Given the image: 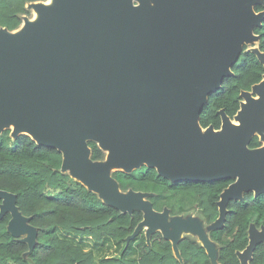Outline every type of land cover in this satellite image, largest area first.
I'll list each match as a JSON object with an SVG mask.
<instances>
[{
	"label": "water",
	"instance_id": "obj_1",
	"mask_svg": "<svg viewBox=\"0 0 264 264\" xmlns=\"http://www.w3.org/2000/svg\"><path fill=\"white\" fill-rule=\"evenodd\" d=\"M264 0H54L32 3L38 21L25 20L13 33L0 28V133L26 134L39 146L62 155L60 171L122 213L134 210L147 243L160 232L181 261L177 243L196 236L211 264L217 249L207 231L223 226L229 200L264 192V146L250 149L254 134L264 141V75L231 120L223 110L219 129L199 124L207 98L233 76L243 45L259 42L254 33ZM250 51L264 67V53ZM254 95V96H253ZM235 121L238 124H235ZM12 126V127H11ZM27 131V133H25ZM105 153L93 161L88 142ZM142 165L172 183H214L234 179L217 203L218 217L204 228L188 216L170 217L153 209L149 194L122 192L111 167L129 173ZM0 219L22 237L31 252L37 230L16 205V194L0 189ZM264 241L249 229L237 252L249 264Z\"/></svg>",
	"mask_w": 264,
	"mask_h": 264
},
{
	"label": "trees",
	"instance_id": "obj_2",
	"mask_svg": "<svg viewBox=\"0 0 264 264\" xmlns=\"http://www.w3.org/2000/svg\"><path fill=\"white\" fill-rule=\"evenodd\" d=\"M35 1L40 0H0V26L8 30L17 28L19 16L28 14L25 4ZM254 10L262 11L264 5H257ZM254 33L259 36L257 47L264 53V20L254 28ZM232 72L233 76L224 78L221 87L208 96L199 116L203 129L210 125L216 130L220 128L219 110L230 118L236 114L240 92L249 91L261 81L264 67L243 45ZM256 144V139H252L249 147ZM88 146L93 161L104 160L105 153L96 143L90 141ZM61 162L59 151L37 145L26 134L12 139L9 129L0 133V189L16 194L19 211L37 230L35 246L29 252L22 237L8 232L10 215L5 214L0 219V264H211L192 234H184L177 243L181 261L175 258L170 241L164 240L158 231L150 236L149 243L144 231H140L126 244V238L142 220V213H122L106 205L69 173H62ZM111 177L122 192L131 189L149 194L147 200L153 209L161 212L167 208L170 217L186 218L194 212V218L204 228L217 217L215 203L230 182L172 183L144 165L129 173L111 172ZM253 209L251 195L244 202L231 201L223 226L207 231L218 248L219 264H240L235 252L247 245ZM88 239L93 243H88ZM250 264H264L261 245L255 249Z\"/></svg>",
	"mask_w": 264,
	"mask_h": 264
},
{
	"label": "flooded vegetation",
	"instance_id": "obj_3",
	"mask_svg": "<svg viewBox=\"0 0 264 264\" xmlns=\"http://www.w3.org/2000/svg\"><path fill=\"white\" fill-rule=\"evenodd\" d=\"M40 1H43V0H40ZM37 1H35V2H27L26 4H25V9H26V11H28V13H29V10L31 9L30 7H29V5L30 4H32V3H36ZM45 5L46 6H53L54 5V0H51V2L49 3V0L45 3ZM36 13H39L38 11H36V10H34V16H35V14ZM25 15H27V14H23V15H20L19 17H20V23H19V25L17 26V28H15L14 30H16V29H18L19 28V26L21 25V23H22V19H23V16H25ZM34 19V17L32 18V20ZM24 24H25V22L22 24V26H21V28L24 26ZM0 28H3V29H5V30H7V31H9V32H12V31H14V30H8L6 27H3V26H0ZM20 28V29H21ZM19 29V30H20ZM18 30V31H19ZM251 91V88H250V90L248 91V92H250ZM242 92V91H241ZM240 92V93H241ZM254 96V95H253ZM241 97V96H240ZM243 101V99L241 98V101H240V103ZM239 108H240V104H239ZM239 110V109H238ZM237 113V112H236ZM229 117V116H228ZM234 117V116H233ZM233 117L232 118H230L231 120H233ZM220 121H221V119H220ZM235 124H238V122L237 121H235ZM220 125H221V122H220ZM252 139H256V142H257V144L254 146V147H249V144H250V142L252 141ZM264 146V141H263V139H262V135H259V134H254L252 137H251V140L249 141V143H248V148H250V149H254V148H260V147H263ZM224 180H230V182L221 190V192L219 193V196H218V200L216 201V207H217V217H218V206H217V203H218V201L220 200V195H221V193H222V191L225 189V188H227L231 183H233L234 182V179H224ZM220 181V180H219ZM206 183H208V182H206ZM213 185V184H212ZM247 195H251V198H253L254 199V209H253V214H252V221L249 223V225H248V227H247V239L249 240V229H250V227H254L255 228V230L256 231H258V232H261L262 231V229L264 228V192H262V193H260V194H258V195H255L254 194V192L253 191H246V192H243L242 193V199H240V200H235V199H231V200H229L228 201V203H227V205H226V210H227V212H226V216H227V213H228V204L231 202V201H238V202H244V199L247 197ZM178 216H180V215H178ZM188 216H191V217H195V213L194 212H192V213H190ZM226 216H225V220H226ZM217 217L214 219V221L217 219ZM204 225V224H203ZM207 236H208V234H207ZM209 237V236H208ZM210 239V238H209ZM210 241H211V239H210ZM247 244H248V242H247ZM262 246L263 247V249H264V241H262V242H259L257 245H256V247H255V249L258 247V246ZM247 246V245H246ZM246 246H245V248H246ZM216 247V246H215ZM244 248V249H245ZM216 249H217V252H218V248L216 247ZM243 249V250H244ZM255 249H254V251H255ZM243 250H241V251H236L235 252V255H236V258L238 259V257H237V252H242ZM254 251H253V253H254ZM252 258H253V254H252ZM252 258H251V260H252ZM251 260L249 261V264H250V262H251ZM238 261H239V259H238ZM218 263V262H217ZM240 263V262H239ZM219 264V263H218Z\"/></svg>",
	"mask_w": 264,
	"mask_h": 264
},
{
	"label": "rangeland",
	"instance_id": "obj_4",
	"mask_svg": "<svg viewBox=\"0 0 264 264\" xmlns=\"http://www.w3.org/2000/svg\"><path fill=\"white\" fill-rule=\"evenodd\" d=\"M48 0H43V1H37L36 3H41V4H45ZM34 17V10L33 9H30L29 10V13L25 16H23V19H22V23L21 25L19 26L18 29L12 31L13 33H15L17 30H19L23 24V22L25 20H32V18ZM257 42H253V43H250V44H247L246 46L248 47V50H250L251 48H255L257 47ZM10 130V129H9ZM117 170H121V169H118L116 167H111L110 171L111 172H114V171H117ZM138 170V169H137ZM137 172V171H136ZM88 243H93L92 240L88 239Z\"/></svg>",
	"mask_w": 264,
	"mask_h": 264
},
{
	"label": "bare ground",
	"instance_id": "obj_5",
	"mask_svg": "<svg viewBox=\"0 0 264 264\" xmlns=\"http://www.w3.org/2000/svg\"><path fill=\"white\" fill-rule=\"evenodd\" d=\"M40 18V14L39 13H36L35 16H34V19L32 21H38ZM24 23V22H23ZM24 27V26H23ZM22 29V28H21ZM18 31V30H17ZM16 31V32H17ZM12 127V126H11ZM25 133H27V131H25Z\"/></svg>",
	"mask_w": 264,
	"mask_h": 264
},
{
	"label": "snow or ice",
	"instance_id": "obj_6",
	"mask_svg": "<svg viewBox=\"0 0 264 264\" xmlns=\"http://www.w3.org/2000/svg\"><path fill=\"white\" fill-rule=\"evenodd\" d=\"M51 2V0H49V3Z\"/></svg>",
	"mask_w": 264,
	"mask_h": 264
},
{
	"label": "crops",
	"instance_id": "obj_7",
	"mask_svg": "<svg viewBox=\"0 0 264 264\" xmlns=\"http://www.w3.org/2000/svg\"><path fill=\"white\" fill-rule=\"evenodd\" d=\"M74 264V263H73Z\"/></svg>",
	"mask_w": 264,
	"mask_h": 264
}]
</instances>
